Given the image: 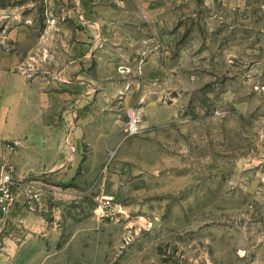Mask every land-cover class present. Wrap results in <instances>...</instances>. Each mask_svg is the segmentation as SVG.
I'll return each mask as SVG.
<instances>
[{
	"label": "rangeland",
	"instance_id": "1",
	"mask_svg": "<svg viewBox=\"0 0 264 264\" xmlns=\"http://www.w3.org/2000/svg\"><path fill=\"white\" fill-rule=\"evenodd\" d=\"M4 40L61 104L85 72L108 142L15 203L0 264H264V0H0Z\"/></svg>",
	"mask_w": 264,
	"mask_h": 264
},
{
	"label": "crops",
	"instance_id": "2",
	"mask_svg": "<svg viewBox=\"0 0 264 264\" xmlns=\"http://www.w3.org/2000/svg\"><path fill=\"white\" fill-rule=\"evenodd\" d=\"M81 18L86 20L84 16ZM84 34H76L83 45L94 40ZM9 43L4 40L1 50L9 51L12 47ZM91 56L85 52L79 58L86 61ZM9 60L8 63L6 58L0 59V152L4 145L12 147L10 167L15 177L32 179L42 190L40 182L46 177L45 173L60 167L70 173L77 172L87 151H91L90 157L101 155L102 142L103 150L107 151L105 129L102 136V123L107 120V113L100 102L88 100L92 83L85 72L77 80L67 81V89L62 94L67 102L61 104L58 83L55 90L52 86L46 91L42 86L45 82L39 79L37 55L12 54ZM64 69L63 73L69 76L76 69L75 63ZM93 110L97 111L93 113ZM61 111L65 116H61ZM92 125L96 126V137H93ZM19 199V204H23L22 195Z\"/></svg>",
	"mask_w": 264,
	"mask_h": 264
},
{
	"label": "built area",
	"instance_id": "3",
	"mask_svg": "<svg viewBox=\"0 0 264 264\" xmlns=\"http://www.w3.org/2000/svg\"><path fill=\"white\" fill-rule=\"evenodd\" d=\"M141 119L138 109L130 112L127 125L129 135H134L140 130ZM20 195L23 196V204H36L42 200V191L32 179H17L12 167L0 166V209L3 212V216L0 217V233L10 220L9 211L20 200Z\"/></svg>",
	"mask_w": 264,
	"mask_h": 264
}]
</instances>
